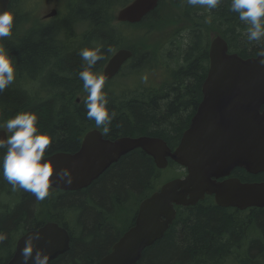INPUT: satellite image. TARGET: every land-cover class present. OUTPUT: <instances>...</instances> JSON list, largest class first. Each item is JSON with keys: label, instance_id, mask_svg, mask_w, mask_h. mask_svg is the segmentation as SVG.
Wrapping results in <instances>:
<instances>
[{"label": "trees", "instance_id": "obj_1", "mask_svg": "<svg viewBox=\"0 0 264 264\" xmlns=\"http://www.w3.org/2000/svg\"><path fill=\"white\" fill-rule=\"evenodd\" d=\"M65 1L67 3L65 11H60L61 13L59 16L57 14L55 19L51 21L49 19L45 25L34 26L37 20L30 28H26L24 22L28 20L29 11H32V8L29 9L26 0H9L8 10L14 14L13 37L4 38L2 41L14 58L16 71L15 83L13 82L3 93H0V126L18 113H34L38 118L36 125L38 131L52 137V143L46 149L45 155L54 151L77 150L80 137L90 125L95 124L94 120L87 119L85 99L77 102V94L83 86L79 73L86 67L79 52L84 48L102 46L105 58L98 61L93 70L90 69L100 72L106 59L121 44L120 36L124 37V34L119 31L121 25L136 27V25L142 26L150 19L159 20V16H154L158 15L157 11L161 8L164 9V14L160 16L169 14L172 18L171 10L180 2V0H170V2L159 0L157 7L141 22L127 24L115 23L113 11L125 6L131 0ZM63 3L64 0H61V6ZM230 4L231 0H223L216 9L211 10V22L200 23L199 26L203 25L207 33L205 45L201 40L203 31L200 28L196 31L194 28L191 44L185 51L186 59L183 64L185 69L180 70L176 76V78L180 77L176 87L180 84L181 91L175 87L174 91L160 96L161 99L158 101L155 100L154 94L148 98L137 96L124 99L112 96L108 90L104 91L108 97L109 111L114 110L117 113L109 125L108 134H104L105 137L115 139L123 136H155L163 138L170 147L173 134H178L177 129L180 130L186 126L192 113L187 109L189 105L183 109L181 107L189 102L190 97L193 101L194 94L199 92V83L206 75L208 69L206 48L210 41V32L216 31L229 44L228 36L233 35L237 27L240 29L247 27L239 20L238 13L230 10ZM192 9V6L187 5L183 12L180 10V15L181 13L188 15ZM178 17L179 13H176L175 21ZM72 24L73 27L82 26L89 33L88 36L79 34L73 37L72 28H69ZM102 24L105 29L100 28ZM187 28L191 29L193 26ZM124 39L126 40L125 37ZM234 40L237 42L235 38ZM263 45L264 42L255 43L251 45L252 49H248L247 46L250 44H246V48L234 51L239 55H253L258 53ZM199 46H201L200 49H198ZM229 47L232 48L230 45ZM135 56L133 54L132 59ZM51 63L52 68L60 71V73H54L59 76L57 78L50 74L43 84L56 86L55 89L62 88L61 92L56 91L58 99L53 100L52 104L49 103L50 99L56 97L52 89L48 88V92H52L49 98L41 97L40 92H47V88L43 89L33 84L38 80L39 75L36 76L35 73L40 67L43 64L51 65ZM183 77L184 79L181 80ZM30 84L34 85L32 89H29ZM184 94H187L188 98ZM185 110L187 112H184ZM178 116L179 119H177ZM160 122L164 124L163 127L158 126ZM169 132L172 135L168 134ZM5 151L6 149H0V157ZM172 164L174 163L170 161L169 166ZM159 171L155 168L150 156L140 149H134L121 156L84 189L57 191L51 195L53 197L45 198L47 199L44 202L47 206V209L45 208L47 216L65 228L70 236L69 248L48 264H97L99 258L109 252L113 242L133 222L132 218L122 229H120L121 226L116 229L107 221L122 224L117 219L129 210H124L121 215L108 220L109 213L120 212L122 207L126 206L123 201L125 198L142 199L155 191L158 187L155 186V181L159 178ZM3 181L6 180L3 179L2 169H0V189L3 191L7 186L12 187L10 184H3ZM19 190L21 193L17 202L8 209L3 208L0 214V232L7 235V239L0 243V264L9 261L14 251L15 241L20 234L34 230L42 224L38 219L40 215L38 209L40 205H43V201H38L32 193L25 192L23 189ZM76 211H79L78 217L74 219ZM131 211L135 213L134 208ZM176 211L175 219L161 239L145 248L136 264H169L171 261L175 264H225L228 262L245 264L247 259L251 260L254 256L251 253L253 250L251 246L248 247L247 254H245L244 246L241 253H232V245L235 249L238 248L239 244L235 238L237 234H240L243 224L238 223L239 228L236 227L237 222H235L236 219L232 220L233 214L229 213L230 208L219 207L214 203L204 204V201H200L193 206H177ZM255 211H257L255 218L262 222L264 234V209ZM65 213L72 219L73 227L75 223L77 233H74L71 223L62 217ZM16 232L20 234L15 236Z\"/></svg>", "mask_w": 264, "mask_h": 264}, {"label": "water", "instance_id": "obj_2", "mask_svg": "<svg viewBox=\"0 0 264 264\" xmlns=\"http://www.w3.org/2000/svg\"><path fill=\"white\" fill-rule=\"evenodd\" d=\"M8 3L9 0H0V10H7ZM157 3L158 0H132L117 11L115 19L139 22ZM54 14L55 11H52L48 16ZM227 46L221 35L216 31L210 32L208 70L202 84V104L192 116L189 127L173 151L160 138L143 135L109 140L103 138L99 131L91 130L84 135L76 152H58L45 158L53 165L52 187L63 190H79L89 186L112 163L137 148L149 155L159 169L166 168L168 159L185 168L186 174L183 177L165 182L140 202L132 226L119 237L98 264H136L142 251L161 239L167 231L176 216L175 206H193L206 195H213L214 203L220 207L238 210L264 207V183H245L236 178L221 182L215 180L227 175L235 166L249 170L260 168L259 145L251 140L256 138L252 125L257 126V123L252 119L253 116L245 119V137H250L245 141V146L251 149L245 156L216 158L213 144V152L202 155L199 151L206 147L199 146L196 142L197 133L206 130L201 125H218L226 115L221 114L222 111L213 103L227 105L231 101L252 99L254 95L264 100V65L260 63L261 57L242 58L237 53L227 52ZM131 56L132 52L128 49L117 50L105 65L104 76H114L123 62ZM5 135L6 131L0 129V136ZM209 146L211 145L208 148ZM65 168L71 171V184L65 183L58 175ZM36 230L41 232V239L35 242L36 248L48 253L49 261L69 248L68 231L56 223L48 222L22 235L6 264H21L24 242Z\"/></svg>", "mask_w": 264, "mask_h": 264}, {"label": "rangeland", "instance_id": "obj_3", "mask_svg": "<svg viewBox=\"0 0 264 264\" xmlns=\"http://www.w3.org/2000/svg\"><path fill=\"white\" fill-rule=\"evenodd\" d=\"M59 2H60L59 0H26L29 9L31 8L33 9L35 7L33 13L37 18H40L42 13H44L45 9L50 8L53 5L58 4ZM166 2H170V0ZM187 5L188 4L186 3V0H180L177 6H174L173 9L171 10L173 15L172 18L170 17L169 14L167 16H160L164 14V9L162 8L159 9L157 11L158 15L154 16V17L159 16V20L150 19L149 21H145V23L143 24V29H136L131 26L124 27L127 25L123 26L122 30L126 33L124 37L128 36L129 39H134L133 42H140V35L143 33L144 30H145L144 31L145 36L141 38V42L139 44L135 43V45H133L134 48L132 49L133 54L134 56L136 55L134 59H132V61H130L129 63L127 62L125 64V66L122 68L121 72L117 75V77L113 80L111 79L113 81V84L107 83L104 86L103 91L108 90L111 92L112 96L123 97L124 99H132L137 96L148 98L149 96L154 94L156 97L155 100L157 99L156 101H158V99H161L160 96H163L166 92L175 90V87L177 86L178 78L180 79V77L176 78V76L178 75L180 70L184 71L185 69L183 68L184 67L183 64L186 59L185 51L186 48H188L191 44L190 40L192 38V33L194 32V28L196 31L199 28L203 31V35L201 34V40H202V44L205 45V42L207 40L206 38L207 33L203 28V25L202 26L199 25L200 23H202V21L208 22L209 19L211 21V15H210L211 10L201 8L199 6L193 7L192 11L188 15H185L184 13H181L180 15V10L183 12V9ZM116 10L117 9H115L114 11L116 12ZM30 12L31 10L29 11V13ZM176 13H179V17H180V19L179 17L177 18V21H175L174 19ZM30 17L31 16L29 15V18L27 22L24 24V27L28 26L27 24L30 23L31 21ZM191 26H193V28L191 29L187 28ZM101 27L102 29H105L103 24L102 26L100 25V28ZM141 27L142 26H140L139 28ZM69 28L70 29L72 28L71 34L73 35V37L79 36V34L81 35L83 34V36H88L89 34L82 26L73 27L72 24L69 25ZM245 30L246 29L243 28L240 29V27H237L233 35H231L236 39L237 42H234L235 41L234 38L228 36L230 41L229 45L232 47L230 50L232 52H234V50L236 49L237 50L243 49L246 44H250L251 46L257 43V42L249 43L247 41ZM76 33L78 34L76 35ZM64 36H66V33H64ZM124 37L120 36L121 44L118 45V47H130L132 45V43L128 44L124 39ZM202 44L201 46H203ZM201 46H199L198 49H200ZM139 53L141 54V56H139L140 55ZM196 53H198V51ZM56 72L60 73V71L56 70L55 68H52V63L51 65H47V66H44L43 64L40 67V69L35 73L36 76L39 75L37 78L38 80H36L33 83L34 85L40 86L43 89L47 88V92L46 91L40 92L41 97L49 98L52 92L56 94V97L54 99H50L49 102L50 104H52L54 102L53 100H55L56 98L58 99L57 93L61 92L62 88L59 89L58 87V89H55L56 86H51L50 84H47L48 86H46L44 84L46 80L49 78L50 74H53L55 77L58 78L59 75L54 74ZM93 72L101 74V71L100 72L93 71ZM183 79L184 77L181 78V80ZM111 80H107L106 82H110ZM33 84L29 85V87L31 86L29 89H32L34 87ZM48 88L52 89V92H48L49 90ZM176 88H178L181 91L180 84ZM81 96L83 97L81 99H86L87 93L84 91L82 92ZM185 97L188 98L187 95H185ZM40 99L44 100L42 98ZM191 100L192 99L190 97L189 101ZM188 109L190 110V107ZM177 119H179V116ZM163 125L164 124L162 122L158 124L159 127H163ZM164 128L166 129V126H164ZM177 131H181V129L180 130L177 129ZM168 134L172 135L171 132H169ZM137 136H143V135H137ZM150 137H155V136H150ZM156 138H160V137H156ZM160 139L164 140L163 138ZM155 168L160 170L156 166ZM178 171L181 174L180 168L178 166H175V164H172V166H169L165 169H161L158 173L159 178H157L155 181V186H160L165 181L177 177L178 175H180ZM3 184L9 185V183L6 181H3ZM158 188L159 187H156V190ZM19 193H21L19 189L16 191H12V187L10 186H7V188L3 191L0 189V214L3 212V208L8 209L10 208V206L12 207L15 202H17ZM143 199L144 198L133 200V199L125 198L123 201L126 204V206L122 207L120 212L118 213L110 212L108 215V220H109V218L111 217L115 218L121 215L124 212V210H129L127 213L122 214L121 217H118L117 220L122 222V224L116 223L115 221L112 222L107 221V222L112 224V226L115 227L116 229H119V226H121L120 229H122L123 226L127 225L130 219L132 220L133 212L131 210L133 208L136 210V207L139 206L138 203L141 202ZM46 200L47 199L43 200V205H40L38 209V212L40 213L38 219L40 222H44L45 220H47V218H49L45 212L46 211L45 208L47 209V206L44 205V202ZM206 203H213L212 198L206 197V200H204V204ZM66 210L68 209L66 208ZM78 212L79 211H76L74 213L73 216L74 219H77ZM235 212L236 211H229V213L233 214V216L231 217L232 220L236 219V221L243 223V227L242 229L240 228L241 232L240 234H237L236 236L237 238H235L237 239V242L239 244L238 248L235 249L234 245H232L231 247V249H233L232 253H236V254L241 253V250L243 249L244 246L245 254H247L249 251L248 247L251 246V249H253L251 253L254 256L252 257L251 260H249V263H245V264H259L263 259L259 257L257 258V256L264 255V234L261 227L262 222L260 220H256L255 218L256 216L255 213L257 211L252 212L251 215L249 216H248V212L245 210L238 211L236 214H234ZM62 217H65V219L68 220L69 223H71V226L73 227L72 219L68 216V214L65 213V215H63ZM73 229L75 231L74 233H77V231L75 230V223ZM242 232L243 235L241 234ZM235 233H238V231H235ZM18 234H20V232H16L14 235L16 236ZM241 235L242 237H240ZM169 264H175V263L174 261L173 262L171 261ZM225 264H232V263L228 262Z\"/></svg>", "mask_w": 264, "mask_h": 264}, {"label": "clouds", "instance_id": "obj_4", "mask_svg": "<svg viewBox=\"0 0 264 264\" xmlns=\"http://www.w3.org/2000/svg\"><path fill=\"white\" fill-rule=\"evenodd\" d=\"M222 0H186L192 7L207 10L216 9ZM230 10L238 13L239 20L247 27V41L264 42V0H231ZM208 22H211L210 19ZM14 14L9 10H0V93H3L15 80L14 58L2 43L4 38L12 35ZM85 62V69L79 73L83 81V90L87 93L84 101L88 120H94L97 128H103V134L109 132V125L117 113L109 111L108 97L103 91L105 76L91 71L98 61L103 60L102 46L84 48L79 52ZM264 65V48L259 52ZM38 118L34 113L21 112L8 119L3 125L11 135L0 136V149H6L0 157V169L3 179L11 186L12 191L23 189L32 193L38 201H43L50 194L49 189L54 183L53 165L45 159L46 149L52 143V137L40 133L37 128ZM65 183L71 184L73 177L69 169H61L58 173ZM66 178V179H65ZM7 235L0 232V243ZM41 239L39 230L27 236L21 250V264H48L49 255L37 249L35 242Z\"/></svg>", "mask_w": 264, "mask_h": 264}, {"label": "flooded vegetation", "instance_id": "obj_5", "mask_svg": "<svg viewBox=\"0 0 264 264\" xmlns=\"http://www.w3.org/2000/svg\"><path fill=\"white\" fill-rule=\"evenodd\" d=\"M208 47L209 46H207L206 48L207 50H208ZM247 48L252 49V46H247ZM262 48H264V45L260 48V50L256 54L245 55V56L239 55V56H241L242 58L260 56L259 52L262 50ZM228 52H232V51L228 49ZM207 56H208V53H207ZM205 77L206 75L202 77L199 83V92L194 94L195 98L193 99V101L184 103L183 107H181L183 109L189 105L190 112L192 113L190 114V117H189V120L186 126L183 127L181 131L179 132L177 131L178 134L175 133L173 135V142L171 141L170 149H174L179 144L184 131L190 125L192 116L202 104V100L204 96L202 92V84L205 80ZM80 91H83V86L80 88ZM184 95H187V94H184ZM213 104L215 107H218L222 111L221 114H226V115L222 117L221 122L218 125H214V126L201 125V127L206 130L205 132L201 131L197 133L196 142L198 143L199 146L206 147V148L204 149L201 148L199 152L202 155L212 153L213 152L212 144H213L215 147L214 151L216 153L215 155L216 158L245 156V154H248L251 151V149L246 148L245 146V141L248 138H250V137H245V119L247 116H253L252 119L257 123V126L256 124L252 125V128L254 129V136L256 138L255 139L251 138V140H252V143L254 142L258 143L259 145L258 152L260 154L259 156L261 157V161L259 162L260 168H252V170H249L246 167L244 168L240 166H235L232 169H230L227 175L218 177L215 180L217 182H221L226 179L236 178L239 181L245 182V183H264V100L262 101L257 95L256 96L254 95L252 99L231 101L227 105H225L224 103H219V102H215ZM186 110L184 112H187ZM209 144L211 146H209L208 148ZM55 152L56 151L50 152L47 156ZM168 161L170 162L171 160L169 159ZM179 168L181 171L180 176L185 175V168L182 166H179ZM207 197H210L213 199V195H210ZM230 209L231 211H236L235 213L239 211L235 208H230ZM258 209H264V207H249V208H246L245 211L248 212V216H249L251 215L252 212ZM235 222H237L236 227L239 228L238 223L240 222L238 221H235ZM241 234L243 235V232ZM242 235L240 237H242ZM258 257L263 259L259 264H264V255L257 256V258ZM245 263H249V260L247 259Z\"/></svg>", "mask_w": 264, "mask_h": 264}, {"label": "bare ground", "instance_id": "obj_6", "mask_svg": "<svg viewBox=\"0 0 264 264\" xmlns=\"http://www.w3.org/2000/svg\"><path fill=\"white\" fill-rule=\"evenodd\" d=\"M64 32V31H63ZM77 54V53H76ZM73 66V65H72ZM71 67V66H70ZM42 225V224H41ZM33 229V228H32ZM24 233V232H23Z\"/></svg>", "mask_w": 264, "mask_h": 264}]
</instances>
